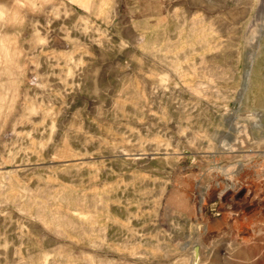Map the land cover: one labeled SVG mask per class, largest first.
<instances>
[{"label":"rangeland","instance_id":"374dc122","mask_svg":"<svg viewBox=\"0 0 264 264\" xmlns=\"http://www.w3.org/2000/svg\"><path fill=\"white\" fill-rule=\"evenodd\" d=\"M0 264H264V0H0Z\"/></svg>","mask_w":264,"mask_h":264}]
</instances>
